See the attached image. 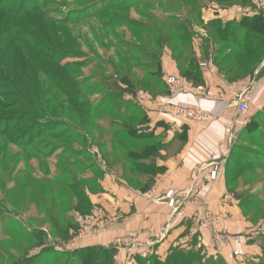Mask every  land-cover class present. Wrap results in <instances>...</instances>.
I'll use <instances>...</instances> for the list:
<instances>
[{
	"label": "rangeland",
	"instance_id": "rangeland-1",
	"mask_svg": "<svg viewBox=\"0 0 264 264\" xmlns=\"http://www.w3.org/2000/svg\"><path fill=\"white\" fill-rule=\"evenodd\" d=\"M138 1L133 6V0H122L128 6L118 13L133 26L153 27L157 37L104 27L109 19L104 16L116 13L101 14L106 0H0V264L79 261L76 252L83 249L76 248L100 237L83 230V221L93 216L86 190L97 192L104 163L116 173L120 170L112 165L118 162L129 160L132 166L140 147L134 136L143 119L133 97L138 91L159 93L154 88L157 59L162 62L163 53L175 46L167 40L176 35L170 29L177 23L165 27L160 19H190L201 46L200 23L186 3L202 12L214 0ZM254 65L256 70L248 69L252 80L259 68ZM125 78L136 88L129 89ZM254 123L229 168L230 189L251 227L235 237L222 231L227 244L221 249L243 238L262 250L237 264H264V113ZM128 165L125 177L131 182ZM100 223L95 219L91 229ZM55 253L60 259L51 262ZM91 254L105 264H130L117 250L107 259L104 248ZM205 257L210 264H228ZM151 258H135L132 264L153 263Z\"/></svg>",
	"mask_w": 264,
	"mask_h": 264
},
{
	"label": "crops",
	"instance_id": "crops-1",
	"mask_svg": "<svg viewBox=\"0 0 264 264\" xmlns=\"http://www.w3.org/2000/svg\"><path fill=\"white\" fill-rule=\"evenodd\" d=\"M223 2L213 1L203 9L205 23L217 18L239 23L244 17L258 15L255 10L244 17L237 13V7H251L252 0ZM203 33L201 28L197 36L203 37ZM194 47L200 59V43L194 40ZM263 63L264 59L258 65L257 78L252 80V73L234 81L228 80L213 63L215 66L210 69H200L204 84L195 85L183 78L172 52L166 50L162 55L161 70V85L165 91L155 96L138 91L133 97V102L145 112L146 122L137 127L135 142L140 147L132 166L128 159V162H118L116 166L112 165L113 169L120 170L116 173L110 171L111 165L104 163L102 175L95 183L97 192L86 190L90 214L105 215L109 230L76 249H114L130 264L135 258L146 259L140 252H147L164 262L177 249H202L203 255L221 258L228 264H237L246 256L250 259L257 256L261 248H254L251 242L244 243L243 238L239 244L232 243L222 249L212 247V239L216 232L228 231L235 237L251 227L240 199L230 189L233 182L229 168L234 150L252 129L256 117L264 113V75L260 76L264 71ZM169 76L183 79L191 88L169 86L166 83ZM250 82L255 84L253 98L248 114L244 116L237 113L233 102L235 94ZM172 106L198 109L213 115L214 120L176 123L170 115ZM158 141L161 144H157ZM94 153L101 157L97 147ZM126 163L132 169L129 170L131 182L125 177ZM214 171L217 180L212 181L210 174ZM170 191L174 192L173 208L166 198ZM193 197L204 201L206 209L213 214H223L220 224L204 227L194 220L197 206L192 202ZM129 237L139 240V250L131 252L117 248L116 240Z\"/></svg>",
	"mask_w": 264,
	"mask_h": 264
},
{
	"label": "trees",
	"instance_id": "trees-1",
	"mask_svg": "<svg viewBox=\"0 0 264 264\" xmlns=\"http://www.w3.org/2000/svg\"><path fill=\"white\" fill-rule=\"evenodd\" d=\"M121 1L122 0H106V2H104L103 5H105V8L101 10V14H105V12L108 11H115L117 13H110L109 16H104L109 18L104 23V27H127L129 29L131 28V33L133 36H141L145 34L157 37L156 35L158 34V32L153 27H147L143 25L133 26L134 24L126 22V20L122 17L121 13L119 14L118 12L121 10L124 11L127 8L128 4L125 5ZM214 1L224 3L223 1L226 0ZM133 2V6H138L142 3L139 1L138 3L137 0H133ZM186 4L190 5L194 17L197 18L201 28L204 31V34L206 35L205 37L197 36L199 37L200 41H203L199 48L201 54L200 59H198L194 47V33L193 31H191V20L180 16L163 17L162 19H160L161 21H163L162 23H164L165 27H167L166 23L174 22L178 24L172 25L173 27H171L170 30H175L176 35H171V37L167 40V44L175 43V46H173L170 50L172 51L173 58L176 61L178 69L184 79H186L188 82H192L195 85L204 84V78L199 68V62L206 60H212V62L217 66V68L230 81H234L236 79H241L245 76H248L250 72L248 69H251V71L255 70L252 65L255 64L254 66H257L264 59V17L262 15L258 14L251 17H244L239 23L224 22L222 19L219 18L205 23L203 20L202 12L198 11V7L196 6V4H194L193 2H187ZM147 8H149V6H146V9ZM194 36L196 35L194 34ZM139 41L141 42V39ZM166 45L161 44V46ZM213 46H218V49L212 50ZM156 67L158 68V75L154 76V88L155 90L157 89L160 93L164 92L165 90L164 87L161 85L162 62L159 57L156 62ZM123 82L128 85L129 89L133 90V88L135 87H133V84L129 81V79L123 80ZM140 85L142 87L147 88L143 83H141ZM147 92L150 91L147 90ZM141 110L143 111V109L139 108V111ZM142 113L143 119L141 123L143 124V122H146V116L144 111ZM255 125L256 123L253 122V126ZM134 138L136 140L138 138V135L134 136ZM24 148H28V146H25ZM141 156H143V154ZM231 180L233 181L234 179ZM88 206L90 208L89 202ZM95 250L96 248L88 247L84 248L83 250L77 251L76 253L77 255H79V261L76 264H105L106 260H99V258L91 254ZM112 252H114V249H105V255H107L106 259L110 257ZM54 255L55 256L52 258L51 262H56V260L53 261V259H60L58 257V254L55 253ZM151 259L154 260L153 263L149 262L148 264H192L194 260L195 264H206V261L208 264H210L212 262L211 260H208L205 255H203L202 249L198 251L193 249L173 250L165 262H162L157 258Z\"/></svg>",
	"mask_w": 264,
	"mask_h": 264
},
{
	"label": "built area",
	"instance_id": "built-area-1",
	"mask_svg": "<svg viewBox=\"0 0 264 264\" xmlns=\"http://www.w3.org/2000/svg\"><path fill=\"white\" fill-rule=\"evenodd\" d=\"M258 12L259 15H262L264 17V0H252V6L249 8H243V7H237V13L241 16H247L252 13V11ZM202 36H206L204 33ZM212 60H206V61H200L199 62V68L201 70H207L212 68L213 66ZM215 66V65H214ZM264 67V63H263ZM166 83L169 86L174 87H189L191 88L190 84H187L183 79L176 77V76H169L166 79ZM254 83L250 82V84L244 86L243 90L238 91L235 94L234 97V104L235 108L238 114L241 115H247L249 106L252 102L253 98V92H254ZM220 98L223 99V94H220ZM170 115L174 122L180 123V122H188L193 121L196 123H204V122H210L214 120V116L211 114H208L206 112H203L198 109L194 108H185V107H179V106H172L170 108ZM210 178L212 181L217 180V172L214 171L210 174ZM196 193V191H195ZM174 195L173 191H170L167 193L166 198L169 199V205L170 207L175 206V200L172 198ZM192 202H194L197 206V213L194 216V220L198 221L202 226L208 227L209 225H218L221 222V219L223 218L221 214H213L209 210L206 209L204 201H197L196 197L192 198ZM95 219H99L101 221L100 224L94 226L93 229H91L92 224ZM84 223V232H87L88 234L92 236H101L108 230V221L107 219L102 215H93L92 217H88L86 220L83 221ZM127 239V238H126ZM117 247H128L129 249L136 250L139 249L141 246L138 242V239L136 238H128L127 240H116L115 242ZM213 247L215 249H221V247L225 246L227 244V236L223 232H216L213 240H212ZM141 257L148 258L147 252H140L139 253Z\"/></svg>",
	"mask_w": 264,
	"mask_h": 264
}]
</instances>
